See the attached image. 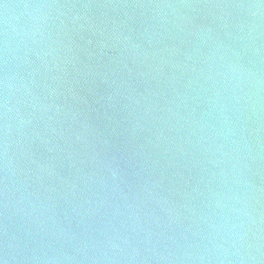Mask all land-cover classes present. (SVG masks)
I'll use <instances>...</instances> for the list:
<instances>
[{"label": "water", "instance_id": "1", "mask_svg": "<svg viewBox=\"0 0 264 264\" xmlns=\"http://www.w3.org/2000/svg\"><path fill=\"white\" fill-rule=\"evenodd\" d=\"M0 260L264 264V0H0Z\"/></svg>", "mask_w": 264, "mask_h": 264}, {"label": "snow or ice", "instance_id": "2", "mask_svg": "<svg viewBox=\"0 0 264 264\" xmlns=\"http://www.w3.org/2000/svg\"><path fill=\"white\" fill-rule=\"evenodd\" d=\"M0 264H3L2 260H0Z\"/></svg>", "mask_w": 264, "mask_h": 264}, {"label": "clouds", "instance_id": "3", "mask_svg": "<svg viewBox=\"0 0 264 264\" xmlns=\"http://www.w3.org/2000/svg\"><path fill=\"white\" fill-rule=\"evenodd\" d=\"M3 264H5V262L2 260Z\"/></svg>", "mask_w": 264, "mask_h": 264}]
</instances>
